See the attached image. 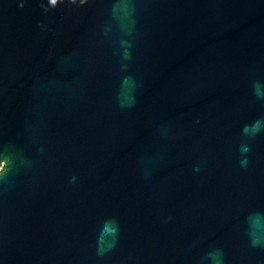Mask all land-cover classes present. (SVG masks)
<instances>
[{
  "label": "water",
  "instance_id": "water-1",
  "mask_svg": "<svg viewBox=\"0 0 264 264\" xmlns=\"http://www.w3.org/2000/svg\"><path fill=\"white\" fill-rule=\"evenodd\" d=\"M1 165L0 264H264V0H0Z\"/></svg>",
  "mask_w": 264,
  "mask_h": 264
},
{
  "label": "clouds",
  "instance_id": "clouds-1",
  "mask_svg": "<svg viewBox=\"0 0 264 264\" xmlns=\"http://www.w3.org/2000/svg\"><path fill=\"white\" fill-rule=\"evenodd\" d=\"M50 2L53 4V5H55L56 3H57V0H50ZM255 128H256V130H259V122L254 126ZM248 129L247 128H245V131H247ZM245 151H247V149L245 148L244 149ZM242 163H246V161L245 162H242ZM2 172H3V169H0V174H2ZM112 231H116V229H113ZM254 243H255V241H254ZM216 264H221V261L220 260H217L216 261Z\"/></svg>",
  "mask_w": 264,
  "mask_h": 264
},
{
  "label": "flooded vegetation",
  "instance_id": "flooded-vegetation-1",
  "mask_svg": "<svg viewBox=\"0 0 264 264\" xmlns=\"http://www.w3.org/2000/svg\"><path fill=\"white\" fill-rule=\"evenodd\" d=\"M0 167H3V170H4V168H5V166H4V165H1Z\"/></svg>",
  "mask_w": 264,
  "mask_h": 264
},
{
  "label": "rangeland",
  "instance_id": "rangeland-1",
  "mask_svg": "<svg viewBox=\"0 0 264 264\" xmlns=\"http://www.w3.org/2000/svg\"><path fill=\"white\" fill-rule=\"evenodd\" d=\"M0 169H3V167H0Z\"/></svg>",
  "mask_w": 264,
  "mask_h": 264
}]
</instances>
